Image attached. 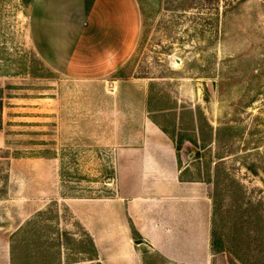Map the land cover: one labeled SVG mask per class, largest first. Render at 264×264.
Here are the masks:
<instances>
[{
  "label": "rangeland",
  "instance_id": "obj_1",
  "mask_svg": "<svg viewBox=\"0 0 264 264\" xmlns=\"http://www.w3.org/2000/svg\"><path fill=\"white\" fill-rule=\"evenodd\" d=\"M137 1L134 53L85 81L38 54L34 0H0V264L90 261L71 205L114 193L146 117L209 184L214 264H264V0Z\"/></svg>",
  "mask_w": 264,
  "mask_h": 264
},
{
  "label": "crops",
  "instance_id": "obj_2",
  "mask_svg": "<svg viewBox=\"0 0 264 264\" xmlns=\"http://www.w3.org/2000/svg\"><path fill=\"white\" fill-rule=\"evenodd\" d=\"M33 9L38 54L69 78L107 77L139 42L137 0H34ZM113 169L112 195L71 205L97 251L87 264L215 263L209 184L183 178L176 143L157 121L146 117L138 143L114 148Z\"/></svg>",
  "mask_w": 264,
  "mask_h": 264
},
{
  "label": "trees",
  "instance_id": "obj_3",
  "mask_svg": "<svg viewBox=\"0 0 264 264\" xmlns=\"http://www.w3.org/2000/svg\"><path fill=\"white\" fill-rule=\"evenodd\" d=\"M177 149L179 150V148L177 147ZM87 235H88V237H89V240H90V242H91V245H92V247H91V250L93 251V256L91 257V258H89L88 260H90V261H92V260H96V255H97V251H96V248H95V245H94V243H93V240H92V238H91V236L87 233ZM215 242H213V245L215 246ZM14 245H13V251H14ZM12 254H13V252H12ZM13 257H14V254L12 255ZM29 263V262H28ZM98 264H100V263H98Z\"/></svg>",
  "mask_w": 264,
  "mask_h": 264
}]
</instances>
